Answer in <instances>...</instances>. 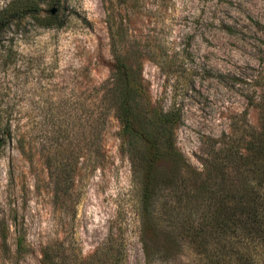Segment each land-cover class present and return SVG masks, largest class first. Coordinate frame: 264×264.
Segmentation results:
<instances>
[{"label":"rangeland","instance_id":"obj_1","mask_svg":"<svg viewBox=\"0 0 264 264\" xmlns=\"http://www.w3.org/2000/svg\"><path fill=\"white\" fill-rule=\"evenodd\" d=\"M114 38L151 105L179 111L195 170L249 138L244 118L260 128L264 0H0V264H147L143 240L159 247L144 167L105 106ZM160 164L164 218L176 191Z\"/></svg>","mask_w":264,"mask_h":264},{"label":"trees","instance_id":"obj_2","mask_svg":"<svg viewBox=\"0 0 264 264\" xmlns=\"http://www.w3.org/2000/svg\"><path fill=\"white\" fill-rule=\"evenodd\" d=\"M113 48L116 66L105 106L115 110L131 161L144 167L143 228L148 231L154 217L160 230L158 248L143 240L147 264H264V95L260 128L244 118L249 138L228 136L198 171L176 147L179 111L153 107L115 38ZM166 159L172 164L164 183L176 196L160 218L156 180Z\"/></svg>","mask_w":264,"mask_h":264},{"label":"water","instance_id":"obj_3","mask_svg":"<svg viewBox=\"0 0 264 264\" xmlns=\"http://www.w3.org/2000/svg\"><path fill=\"white\" fill-rule=\"evenodd\" d=\"M55 12H56V8H53L52 13H55Z\"/></svg>","mask_w":264,"mask_h":264}]
</instances>
